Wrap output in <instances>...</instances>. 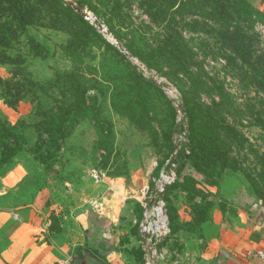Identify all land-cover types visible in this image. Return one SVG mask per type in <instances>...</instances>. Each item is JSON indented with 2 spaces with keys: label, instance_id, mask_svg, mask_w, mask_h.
Masks as SVG:
<instances>
[{
  "label": "rangeland",
  "instance_id": "1",
  "mask_svg": "<svg viewBox=\"0 0 264 264\" xmlns=\"http://www.w3.org/2000/svg\"><path fill=\"white\" fill-rule=\"evenodd\" d=\"M75 1L105 27L104 31L98 28L102 40L90 35L85 38L88 44L82 54V68L91 77L95 74L92 83L97 78L104 79L100 84L95 83L89 95L98 98L99 118L113 130V152L108 155L99 148L94 121L81 120L62 149L48 161L54 165L53 194L64 198L82 190L90 193L93 189L100 200L107 199L114 192L115 181L120 180L123 197L130 195L129 199L136 202L132 203L133 210L123 215L128 220L127 226L138 234L140 250H135L136 259L143 264H203L206 253L216 248L214 228L226 220V212L235 216L239 206L245 209L246 224L250 219L264 221V89L251 77L252 68L236 60L237 51L222 44L224 39L220 35L227 26L231 31L240 28L252 38L250 49L257 52L252 60L257 54L264 55V10L258 8L260 16L247 19L243 15L244 6L253 5L250 0H180L179 6L195 7L188 14L181 8L174 14L180 37L194 42L191 67L195 76L206 81L197 101L209 105L220 124L233 126L223 132L232 145L228 161L225 165L222 161L212 162L210 170L214 173L209 177L184 161L193 145L189 115L181 108L183 97L179 85L163 74L167 67L149 68L125 47L130 35L123 34L130 28L154 26L156 34L147 32L154 42L167 38L168 30H173L159 28L150 17L149 11L155 9L156 0H83V4ZM16 2L0 0V42L9 43L5 47L0 44V77L25 84L23 98L17 102V93L11 95L9 86L0 81V118L13 130L10 139L16 150L14 155L6 154L8 161L3 163L6 169L15 160L41 162L53 150L46 144L47 136H40L38 124L45 118L44 110H57L56 99L63 98L66 85L57 73L75 65L68 45L73 29H84L73 23L66 11L52 0H22L27 13ZM211 6H233L234 15L216 23L210 18L215 10ZM87 21L93 22L92 18ZM194 21L199 22L197 30L187 24ZM103 41L118 47L120 58L134 74L142 76L143 83L152 79L158 85L165 82L171 86L167 94L152 85L139 89L144 99L138 106L136 121L130 118V106L137 98L122 99L127 94L132 97L129 88L135 89V83L129 75L125 76L126 67L114 62L115 55L101 46ZM5 54L13 56L14 62L5 60ZM230 56L236 62L231 63ZM194 87H190L192 91ZM6 99L16 102L17 107H9ZM94 103L95 99L91 100ZM5 144L4 136L0 135V159L5 158L2 156ZM3 164L0 169L4 168ZM171 172L175 177L162 191L164 174ZM188 174L195 178L186 180ZM158 208H162L160 214ZM203 214L208 218L199 222ZM162 218L164 227L155 229L154 223ZM57 224L59 221L53 219L52 226Z\"/></svg>",
  "mask_w": 264,
  "mask_h": 264
},
{
  "label": "trees",
  "instance_id": "2",
  "mask_svg": "<svg viewBox=\"0 0 264 264\" xmlns=\"http://www.w3.org/2000/svg\"><path fill=\"white\" fill-rule=\"evenodd\" d=\"M52 1L58 3L61 8L66 11L68 17L73 23L84 28V31H80L76 28L73 29L70 43L68 45L71 59L75 65L71 69L60 70L57 73L58 79H61L64 85H66L62 95L63 98L56 99L58 101L57 110L54 108L44 110L45 118L38 124V128L41 129L40 136L46 135V144L53 149L49 151L48 156L41 158V163L46 164L48 168L52 167L53 169L54 165L48 164V161L62 149L64 141L73 133L74 128L81 122V120L89 118L94 121L99 136V148L106 151L108 155H111L113 152L111 146L113 130L110 127H106L99 118L96 108L98 98L89 95V91L95 88V83L100 84L104 79L97 78L95 79V82L92 83L95 74L90 72L93 75V77H91L90 74L85 73L82 68L84 62L82 54L87 51L85 45L88 44V39L85 38L87 35H90V37L102 40V35L98 32V28L94 24L85 20L63 0ZM79 1L81 3L83 2V0ZM214 3L216 4L215 1ZM179 4L180 0H156L154 6L155 9L149 11L150 17L159 28L163 26L166 28H173L171 31L168 30L169 36L167 38L160 40L159 42H154L149 39L150 36L147 32H150L152 35L155 33L154 26L152 27L151 25H145L144 29L130 28L123 34V36L130 35L125 47L131 54L139 57L149 68L156 67L158 69H164V67H167L168 69L166 72L163 71V74L175 80L179 85L183 97L181 108L183 107L186 114L189 115V136L193 145L191 154L189 153L185 155L184 161L190 163V166L188 167H195L197 172L210 177L214 173L210 170L212 162L222 161L225 165L228 161V155L231 151L230 149L232 148V145L223 132L224 130L231 129L233 126L228 124L222 125L225 123L220 124V122L214 118V113L211 107L197 101L200 93L205 90L206 81H203L202 77L195 76L194 70L191 67L194 63V42L193 40H184V38L180 37L179 31L176 30V26L177 28H179V26L174 15L179 13L180 8L184 9L185 14H188L195 6H179ZM15 5L19 6V9L24 10L25 13L28 12L25 8L26 6L22 4V0H17ZM211 7L215 10L210 14V18L216 23L217 21H227L234 15L232 14L233 6ZM96 9H98L97 6ZM244 9L247 13L245 12L243 15H245V18L247 19H252L253 16L257 15L260 16L257 6H244ZM117 13H119V11H117ZM238 13L242 14L241 10H239ZM187 24H190V29L197 30L196 28L199 25V22L194 21L193 23ZM203 30H205V28ZM211 30L212 32H217L215 28H211ZM241 30L242 29L239 28L238 30L234 29L231 31L230 26H227L225 32L220 31V35H222V39H224L222 44L237 51L236 60L240 59L241 62L248 65L249 68H252L253 74L251 73V77L258 81L260 88L264 89V55L257 54L255 60H252V56L257 53L256 50L251 51L250 49L252 38L246 31ZM117 34L118 36L120 35L119 32H117ZM154 40H158V38H155ZM189 43H191L192 46L189 45ZM0 44L5 47L9 43L0 42ZM101 46L115 55L114 62L118 61L123 67H126L127 74H125V76L129 75V78L135 83V89L129 88L132 97L130 94H127L122 99L129 100L133 99V97L137 98H135V102H132L133 104L131 103L130 106L132 109L130 110V118L136 121L139 119L136 115L138 112V106L142 105L140 103L144 99V97L140 95L139 89L145 86V88H147L148 85H152L155 88H160L165 94L167 93L163 87L158 85L155 81V83L151 82L153 81L152 79L146 84L143 83L142 76L138 73L134 74L132 72L133 69L130 68L128 64H125L120 58L121 53L117 46L104 41ZM5 55V60L7 59L10 62H14L15 59L13 56ZM229 60L230 62L232 60L236 62L235 58L232 56L229 57ZM134 66L139 67L137 64ZM200 68L203 69L202 67ZM180 72H182V74H179ZM201 74L202 73L199 72L200 76ZM259 76L262 78H259L258 80L257 77ZM0 81L9 86L8 92L11 95L17 93V102L22 100L23 95H21V93L25 84H21V86L20 83L17 84V82L11 83L8 80H4L2 77H0ZM193 85L195 86L194 91L190 88ZM14 87L16 90H11ZM135 92H137V96L134 95ZM93 99H95L94 105L91 104V100ZM5 103L11 108L15 109L17 107L16 102L6 99ZM114 105L117 109L115 102ZM9 127L10 126L0 118V135L4 136L6 140L4 151H2V156L5 158L0 159V166L8 161V157L6 156L7 153H9V155H14L16 153L15 148L12 147L10 139V135H14V132H12L13 130L11 131V128ZM155 131V133L158 134L157 130ZM4 165L5 164H3L4 168H1L0 171L5 169ZM188 175L189 176L186 180H193L195 178L192 174ZM207 218L208 216L203 214L200 217L199 222L205 221Z\"/></svg>",
  "mask_w": 264,
  "mask_h": 264
},
{
  "label": "crops",
  "instance_id": "3",
  "mask_svg": "<svg viewBox=\"0 0 264 264\" xmlns=\"http://www.w3.org/2000/svg\"><path fill=\"white\" fill-rule=\"evenodd\" d=\"M250 1L264 10V0ZM15 161L0 171V264H143L123 216L135 201L123 197L120 180L107 199L93 189L62 198L53 194L52 167ZM236 211L214 228L216 248L203 264H264V221L246 224L245 209Z\"/></svg>",
  "mask_w": 264,
  "mask_h": 264
},
{
  "label": "water",
  "instance_id": "4",
  "mask_svg": "<svg viewBox=\"0 0 264 264\" xmlns=\"http://www.w3.org/2000/svg\"><path fill=\"white\" fill-rule=\"evenodd\" d=\"M68 2V4H70V6H72L75 11L82 15L83 17H85L87 20H90L92 18V23L99 28V30L104 31L105 27L104 25H102L97 19L91 17L90 13L85 9L84 6L80 5L79 3H77L75 0H66ZM122 50H125V48H122ZM141 64V63H140Z\"/></svg>",
  "mask_w": 264,
  "mask_h": 264
},
{
  "label": "built area",
  "instance_id": "5",
  "mask_svg": "<svg viewBox=\"0 0 264 264\" xmlns=\"http://www.w3.org/2000/svg\"><path fill=\"white\" fill-rule=\"evenodd\" d=\"M138 65L141 66L140 63H138ZM160 85L163 87V89H164L166 92L168 91V89L171 88V86H170L169 84L165 83V82H163V83L160 84ZM171 91L173 92V90H171ZM176 107H177V106H176ZM172 174H174L172 178H169V179L166 178L167 175L172 176ZM167 175L164 174V181H165V184L162 185V188H161L162 191L165 190V187L167 186V184H169V183L174 179V177H175V173H174V172H171L170 174H167ZM158 209H159V208H158ZM160 211L162 212V208H160ZM162 220L164 221V225H165V219H164V218H162L161 220L156 221V222H162ZM156 222H155V223H156ZM155 223H154V228H155V229H161V228L164 227V226H162V225H161V227H158V226L156 227ZM153 254H154V252H153Z\"/></svg>",
  "mask_w": 264,
  "mask_h": 264
},
{
  "label": "bare ground",
  "instance_id": "6",
  "mask_svg": "<svg viewBox=\"0 0 264 264\" xmlns=\"http://www.w3.org/2000/svg\"><path fill=\"white\" fill-rule=\"evenodd\" d=\"M173 175H174V174H172V176H166V178H167V179L172 178ZM157 211H159V214L161 213L160 209H158ZM155 225H156V227H157V226H158V227H161V225L164 226V221L162 220V222H156Z\"/></svg>",
  "mask_w": 264,
  "mask_h": 264
}]
</instances>
